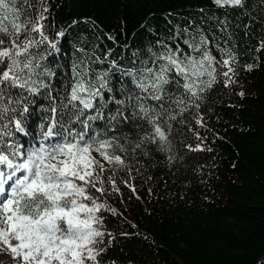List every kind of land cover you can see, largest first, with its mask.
Wrapping results in <instances>:
<instances>
[{"label": "trees", "instance_id": "obj_1", "mask_svg": "<svg viewBox=\"0 0 264 264\" xmlns=\"http://www.w3.org/2000/svg\"><path fill=\"white\" fill-rule=\"evenodd\" d=\"M15 3L19 22L29 27L47 8L44 32L58 39L56 50L32 49L45 57L50 75L43 77L49 88L29 96L27 139L47 123L50 96L60 103L71 90L74 66L86 65L92 79L108 74V90H102L108 108L93 127L106 128L128 151L120 153L127 167L116 172L119 191L106 184L101 197L115 210L99 214V230L106 233L97 245L106 249L102 264H264V0H244L243 7H220L214 0ZM59 32L65 35L57 37ZM201 34L217 60L227 58L220 49L235 55L232 81L225 87L226 78L218 75L197 102L200 107L171 122L170 152L148 144L149 155L133 153L142 129L109 119L120 107L115 100L126 101L122 93L131 77L122 70L139 67L151 57L149 49L160 50L158 42L187 50L183 41Z\"/></svg>", "mask_w": 264, "mask_h": 264}, {"label": "snow or ice", "instance_id": "obj_2", "mask_svg": "<svg viewBox=\"0 0 264 264\" xmlns=\"http://www.w3.org/2000/svg\"><path fill=\"white\" fill-rule=\"evenodd\" d=\"M214 3L244 6V0ZM47 11L44 8L29 27L19 22L15 0H0V255L14 264H102L106 249L97 245L106 233L97 227L103 224L99 214L115 210L107 209L101 197L106 184L119 191L116 172L127 167L120 153H127L128 148L109 136L106 128L93 127L92 122L103 120V110L108 108L102 91L108 90V74L99 73L92 79L86 65L74 66L71 90H65L60 103L50 96L47 123L40 124L37 136L27 139L30 132L25 114L33 102L29 96L49 88L43 77L50 75L42 64L45 57L32 49L47 45L56 50L58 43L44 32L47 17L43 13ZM158 43L160 50L149 49L151 57L139 67L122 70L131 77L122 93L126 101L115 100L120 107L109 118L135 122L142 129L144 134L131 151H142L145 156L149 155L144 147L148 144L155 145L158 152H170L171 122L189 108H199L197 102L218 75L226 78L227 87L232 81L229 74H235V55L220 49L227 58L217 60L202 34L183 41L187 50L179 43L174 48ZM260 47L264 48V41Z\"/></svg>", "mask_w": 264, "mask_h": 264}, {"label": "rangeland", "instance_id": "obj_3", "mask_svg": "<svg viewBox=\"0 0 264 264\" xmlns=\"http://www.w3.org/2000/svg\"><path fill=\"white\" fill-rule=\"evenodd\" d=\"M98 228H100V225H97ZM100 239V238H99ZM0 261L3 262V264H14V261H12L11 259H9L7 256L5 255H0Z\"/></svg>", "mask_w": 264, "mask_h": 264}]
</instances>
